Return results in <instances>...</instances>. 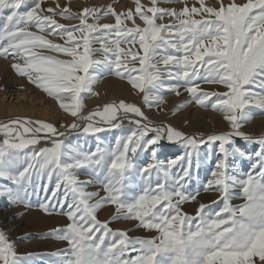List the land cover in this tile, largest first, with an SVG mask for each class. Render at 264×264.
<instances>
[{
	"label": "rangeland",
	"instance_id": "rangeland-1",
	"mask_svg": "<svg viewBox=\"0 0 264 264\" xmlns=\"http://www.w3.org/2000/svg\"><path fill=\"white\" fill-rule=\"evenodd\" d=\"M3 44L135 96L0 119V264H264V0H0Z\"/></svg>",
	"mask_w": 264,
	"mask_h": 264
},
{
	"label": "bare ground",
	"instance_id": "bare-ground-1",
	"mask_svg": "<svg viewBox=\"0 0 264 264\" xmlns=\"http://www.w3.org/2000/svg\"><path fill=\"white\" fill-rule=\"evenodd\" d=\"M0 47L2 48L1 50H4L7 45L3 44L0 45ZM2 53H0V119H10L25 116L36 117L42 120H50L54 123H57V130H61L63 126L72 118L80 116L87 110H90L94 106L99 105L106 100L118 97L129 98L135 96L134 92L121 87L124 84L123 81L111 79L110 77L101 79L99 78L95 81V84L93 83L90 85L89 83L86 84L85 87L71 85L67 76H61L59 79L61 82L55 83V79H53L55 73H53L54 71H52L51 68H43L45 70L44 73L46 74V78L43 80L40 77V81L37 82V80V84H35V81L32 82L33 80L30 81L26 79V76L23 77V71L30 69V66L25 65L26 63H18L14 58H10V60H8L7 57L2 56ZM37 72L39 71L37 70ZM36 78L38 79V77H35L34 79ZM74 80H76V78ZM55 84H59L56 87L59 90H67L72 86H76V93L79 95L89 96L80 100V108H78L74 113L61 114L59 103L71 101L73 95L69 98L61 99V93H52L51 89L49 88L51 85L53 88H55ZM45 92H48L49 94L51 92V96H49L48 99L43 98V95L46 94ZM62 93H65V91ZM57 95L59 98L54 99ZM201 112L202 110L196 108L192 116H199V118H201ZM206 116L207 118H211L210 120L212 122H214V119L217 118V115L210 111H207ZM208 121L205 125V131H218L226 129V127L223 125L219 127H215V124L210 125V123L208 124ZM172 122H176L178 125L182 126L179 123L180 121L176 120V118L175 120H172ZM243 129L247 132H264V116L252 117ZM185 130L187 129L184 128V132ZM186 132H188V130ZM168 152L169 153L165 154H169V157L167 156L165 159L171 160L172 155H174V148L169 147ZM177 157L175 159H177ZM2 220L3 217H0V223Z\"/></svg>",
	"mask_w": 264,
	"mask_h": 264
},
{
	"label": "trees",
	"instance_id": "trees-1",
	"mask_svg": "<svg viewBox=\"0 0 264 264\" xmlns=\"http://www.w3.org/2000/svg\"><path fill=\"white\" fill-rule=\"evenodd\" d=\"M75 130H77V129H72V130H70V129H67V130L65 131V134H66V133L73 132V131H75Z\"/></svg>",
	"mask_w": 264,
	"mask_h": 264
}]
</instances>
